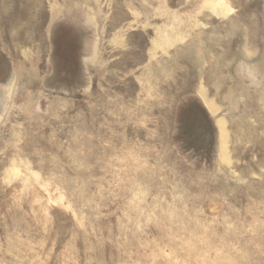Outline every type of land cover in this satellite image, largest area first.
<instances>
[{
	"label": "rangeland",
	"instance_id": "obj_1",
	"mask_svg": "<svg viewBox=\"0 0 264 264\" xmlns=\"http://www.w3.org/2000/svg\"><path fill=\"white\" fill-rule=\"evenodd\" d=\"M0 264H264V0H0Z\"/></svg>",
	"mask_w": 264,
	"mask_h": 264
}]
</instances>
